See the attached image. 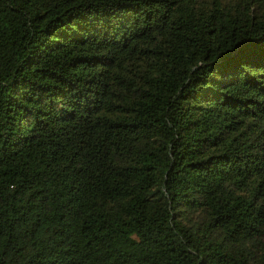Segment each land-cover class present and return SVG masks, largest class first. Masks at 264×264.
<instances>
[{"label": "trees", "instance_id": "1", "mask_svg": "<svg viewBox=\"0 0 264 264\" xmlns=\"http://www.w3.org/2000/svg\"><path fill=\"white\" fill-rule=\"evenodd\" d=\"M0 264H264V0H0Z\"/></svg>", "mask_w": 264, "mask_h": 264}]
</instances>
